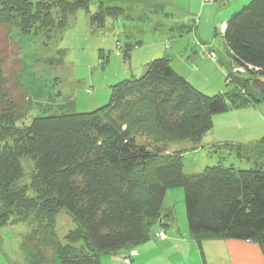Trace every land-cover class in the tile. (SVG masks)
<instances>
[{"label":"trees","instance_id":"1","mask_svg":"<svg viewBox=\"0 0 264 264\" xmlns=\"http://www.w3.org/2000/svg\"><path fill=\"white\" fill-rule=\"evenodd\" d=\"M79 9L87 11L90 31L108 18L128 20L130 12L104 0H0V233L25 224L16 235L25 264H54L55 256L60 264H102L103 256L117 255L131 264L135 246L157 228L170 227L173 210L164 198L181 187L185 229L198 244L254 241L264 255V136L244 144L204 143L214 115L264 101V0H246L231 13L224 32L215 33L231 58V70L224 67L227 91L205 94L175 69L166 51L144 63L140 76L130 71V77L111 84L107 104L46 114L57 105L41 85L22 81L20 44L11 32L17 28L52 40ZM129 37L125 62L141 42ZM193 39L199 44L196 33ZM205 47V55L217 61ZM62 61L47 59L53 65ZM34 109H44L43 115L25 123ZM178 142L189 146L171 150ZM200 148L213 164L185 173L183 156ZM62 210L74 228L61 242L56 223ZM4 244L0 234L5 255Z\"/></svg>","mask_w":264,"mask_h":264},{"label":"rangeland","instance_id":"2","mask_svg":"<svg viewBox=\"0 0 264 264\" xmlns=\"http://www.w3.org/2000/svg\"><path fill=\"white\" fill-rule=\"evenodd\" d=\"M104 1L108 5L122 4L125 9H129V19L121 21L108 18L105 26L90 31L88 13L84 9H79L68 19V25L61 32H58L52 40L45 39L41 33L30 32V34L23 35L17 28L12 29L13 39L20 44L22 81L35 88L41 85L42 91L45 92L46 97H49V102L57 105L53 109L46 108V114H58L61 113L60 111L65 113L87 112L107 104L110 98L111 84L130 77V71L137 77L140 76L143 72L137 65L140 58L143 59L142 64H144L153 58L161 57L160 49L167 51L170 46L174 47L175 40H181L182 47L188 49L183 57L188 62L189 68L193 69L190 81L196 88L207 95L227 91L224 67L226 64L229 71L231 70V58L221 37L216 35L218 31L224 32L222 30L225 22L215 21L217 24L213 26L214 20L212 18L206 20L201 15L197 16L199 10L188 12L185 6H179L181 8L174 6L184 5L182 1L187 2V0ZM190 1L193 2L194 0ZM94 9L95 5H92L91 10ZM195 22L197 24L194 27ZM179 23H183L188 28H177ZM195 33L198 34L199 44H195V39H193ZM128 35L131 36V38L129 37L131 41L134 39L141 41L132 51L138 52L133 65H131V59L125 62L122 57L123 45L124 42H127ZM117 41L121 44L119 47ZM210 41H213L214 44L212 47L205 45L206 53L208 54L210 51L209 54H216L217 61L205 55L202 50V43L205 44ZM193 49L200 52L202 59L198 62L188 59ZM150 54L154 55L150 56ZM174 57L172 62L178 65L176 56ZM51 58L55 61L59 59H63V61L58 65L48 64L47 59ZM88 89L90 92H87ZM58 90L62 92L59 93ZM257 105H260L264 111V101ZM238 109L235 110H238L239 116V112H241L248 117L249 127L233 129V125L228 123L237 117L235 113H232L230 118L228 113L214 115L210 137L223 139L220 136L227 138V136L235 135V139H240L238 142L243 144L263 137V126L254 116L253 107L247 106ZM41 110L44 109L32 110L24 122L28 123L31 118L38 114L43 115ZM231 111L233 110L226 112ZM261 115L264 121V114ZM143 138L145 137L140 140L144 141ZM188 146V142H178L173 143L170 149H185ZM183 161L185 173L199 172L205 165L213 164L211 158L202 148L187 151L183 156ZM234 161L237 164L242 163L238 160ZM25 165L29 171V164L25 163ZM27 180L24 178L23 182ZM164 205L173 210L174 220L170 225L185 230L186 216L183 189L181 187L169 189L164 198ZM24 225L23 223L8 225L1 229L0 234L5 239V256L14 264H25V259L16 241V235L24 229ZM73 228L72 217L67 211H60L57 216L56 232L61 242L67 231ZM164 235L163 231H158L150 240L135 246L133 252L139 253V255H135L133 263L174 264L177 260L182 259L183 256L180 258L173 257L177 255L175 252L178 248L173 247V251H171L165 248V245L158 246L159 243L162 244L159 237ZM182 252L183 250L180 248L178 253L182 254ZM141 255L142 259L139 260L138 257ZM113 257L116 256H103L101 263L124 264L118 255L116 260ZM60 261L55 256L54 264H60ZM183 262L181 260L178 263L183 264Z\"/></svg>","mask_w":264,"mask_h":264},{"label":"crops","instance_id":"3","mask_svg":"<svg viewBox=\"0 0 264 264\" xmlns=\"http://www.w3.org/2000/svg\"><path fill=\"white\" fill-rule=\"evenodd\" d=\"M122 1L124 2L126 0H122ZM245 1L246 0H214L211 3L202 6L200 0H194L193 2L187 0V2L182 1V4L184 5H174V6L178 8H181L179 6H185V8L187 9L186 11L188 12L199 10L197 16L199 17L201 15L202 17L206 18V20L212 18L214 20L212 24L213 26H215L217 24L215 23V21H219L221 23L226 22L229 16L231 15V13L237 10L241 6V4H243ZM196 36H198V34H196ZM180 43L181 40H175L174 41L175 46L174 47L170 46V48L167 47L168 48L167 53L172 57V59H174L175 58L174 56H176L178 65L172 63L175 69L180 74L188 77L191 80L192 79L191 72L193 71V69H191V67L189 68L188 62L184 60L183 57L188 51V49L187 47L183 48L182 43L181 44ZM213 44H214L213 41H210L209 43H205V45H208L209 47H212ZM179 45L180 47H178ZM160 52L166 53V51L162 49H160ZM137 53H138L137 51H134L132 53L131 65H133V62L135 61V57L138 56ZM199 53H200L199 51L193 49L191 51V54H189L190 56L188 57V59H190L191 61L194 60L195 62L200 61V59L202 58ZM153 55L154 54H150V56ZM142 62L144 61L142 58H140V60L138 61L139 64H137L140 70L143 65ZM259 107H253L252 112L254 113V116L257 118V120L263 126V132H264V121L263 118L261 117L262 116L261 114H264V111L263 108H261V106ZM226 113H228L227 115L229 118L232 116L231 115L232 113H235L237 115L235 119H232V122L230 121L228 123L233 125V129H237V128L242 129L243 127H249V121L247 120L248 117L242 114L241 112H239L240 113L239 116L238 110H234ZM211 134L212 132H210L207 138L204 140L205 145L212 143H221L225 141L238 142V140H240V139H235L236 138L235 135L227 136V138H224L225 136H220L223 139H218L216 137L215 138L210 137ZM158 231H163L165 232L166 235L165 239H161L162 244L159 243L158 246L165 245V248H168L171 251H173L172 250L173 247H176L178 248V250H176L177 252H175L177 255L173 257L180 258L181 256H183L182 259L177 260L176 263L174 264H180L178 262L181 260L184 261L183 264H264V255L262 253L261 247L257 242L254 241H242L235 239H204L201 241V243L198 244L196 240L190 237L189 232L186 229L182 230L178 226L170 225V227H166V228L159 227L154 232V235H156ZM180 248H182L183 250L182 254L178 253L180 251ZM136 255H139V253H137ZM119 256L120 255H118V257ZM116 258L117 256L113 257V259L115 260ZM138 259L139 260L142 259V255L138 257ZM133 262H134V258L131 264H134ZM0 264H14V263L11 260L7 259V257L0 251ZM141 264H149V263L144 262Z\"/></svg>","mask_w":264,"mask_h":264},{"label":"built area","instance_id":"4","mask_svg":"<svg viewBox=\"0 0 264 264\" xmlns=\"http://www.w3.org/2000/svg\"><path fill=\"white\" fill-rule=\"evenodd\" d=\"M203 1H204V2H209V1H212V0H209V1H208V0H203ZM225 28H226V25L224 24L223 30H224ZM223 30H222V31H223ZM162 237H164V236H162ZM126 262H128V261L126 260Z\"/></svg>","mask_w":264,"mask_h":264}]
</instances>
